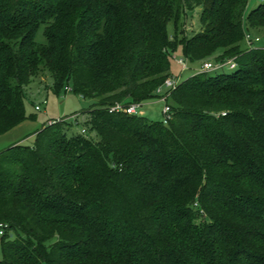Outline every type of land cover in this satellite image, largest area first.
<instances>
[{
    "label": "trees",
    "instance_id": "trees-1",
    "mask_svg": "<svg viewBox=\"0 0 264 264\" xmlns=\"http://www.w3.org/2000/svg\"><path fill=\"white\" fill-rule=\"evenodd\" d=\"M248 1L0 0V135L42 72L93 101L96 134L52 119L0 150V264H264V0ZM177 49L236 65L177 82L166 123L108 110L159 97Z\"/></svg>",
    "mask_w": 264,
    "mask_h": 264
},
{
    "label": "rangeland",
    "instance_id": "rangeland-1",
    "mask_svg": "<svg viewBox=\"0 0 264 264\" xmlns=\"http://www.w3.org/2000/svg\"><path fill=\"white\" fill-rule=\"evenodd\" d=\"M262 1L263 0H249L246 11L253 9ZM200 11V6L188 11L185 19V32L187 35H191L200 29ZM168 30L171 32V25L168 26ZM252 35L259 36V40L253 42V45L264 47V29L262 33L253 34L252 32ZM36 37L38 40H43L42 29H39ZM248 45H252L251 42H247V46ZM173 56L176 58H183L187 61V68L182 69V66L177 63ZM212 59L213 58H211V60ZM199 65L200 62H189L181 53L180 49H177L173 52L170 59L171 78L177 83L198 71ZM223 70L229 71L230 69L224 67ZM219 71H221V69L216 70V72ZM65 85L60 87L58 91L54 90L52 87V78L49 73L46 72H42L37 77L31 78L25 86L24 104L26 118L6 133L0 135V150L15 143L32 145L35 138V132L52 119L65 118L68 122L72 123V126L67 131L68 135L78 133L82 129H85L86 134L89 137L96 138L95 132L91 131L85 123L89 117L86 114H83L84 111L90 108L93 101L74 93L70 90L69 85H67L68 88H65ZM166 90L168 91L170 88L163 89V91ZM43 100H45V103H42ZM38 103H41V108L36 110L34 106ZM139 104V115L154 121L162 120L164 118V103L159 97L143 100L139 102ZM76 119L78 120L77 123L74 122ZM80 122L84 123V125ZM11 237H14V234H12Z\"/></svg>",
    "mask_w": 264,
    "mask_h": 264
},
{
    "label": "built area",
    "instance_id": "built-area-1",
    "mask_svg": "<svg viewBox=\"0 0 264 264\" xmlns=\"http://www.w3.org/2000/svg\"><path fill=\"white\" fill-rule=\"evenodd\" d=\"M246 38L248 39V35H246ZM255 40H257V38H255ZM173 58L177 61V63H179L182 66V69L187 68V61H185L183 58H176L175 56H173ZM227 65L229 68H234L235 67V62L232 59H227L225 61L222 62H216L214 60H203L200 62L199 65V71H206V70H215V69H220L223 66ZM176 85L175 80H173L172 78H167L162 85H160L159 87H157L156 89V94L159 95V98L161 101H163L164 103V107H163V113H164V118L162 119V121L164 123H166L170 118H171V108L167 103V98H168V94L170 90H166L163 91L164 88H174V86ZM42 103H45V100L42 101ZM140 106L139 103H129L127 105L121 103V102H117L113 105H111L108 110L110 112H114V111H121V112H125L128 114H139L138 112V107ZM34 108L36 110H39L41 108V103H38L34 106ZM7 228V224L6 223H0V234L3 233L4 229Z\"/></svg>",
    "mask_w": 264,
    "mask_h": 264
}]
</instances>
